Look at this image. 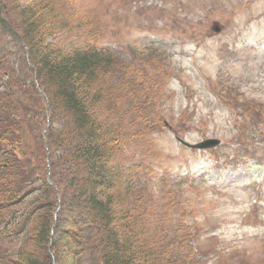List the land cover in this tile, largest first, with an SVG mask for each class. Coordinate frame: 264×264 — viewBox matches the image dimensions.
Here are the masks:
<instances>
[{
	"label": "trees",
	"instance_id": "1",
	"mask_svg": "<svg viewBox=\"0 0 264 264\" xmlns=\"http://www.w3.org/2000/svg\"><path fill=\"white\" fill-rule=\"evenodd\" d=\"M63 1L2 0L27 48L0 27V264H203L182 188L126 146L164 125L162 71L128 78Z\"/></svg>",
	"mask_w": 264,
	"mask_h": 264
},
{
	"label": "rangeland",
	"instance_id": "2",
	"mask_svg": "<svg viewBox=\"0 0 264 264\" xmlns=\"http://www.w3.org/2000/svg\"><path fill=\"white\" fill-rule=\"evenodd\" d=\"M62 8L71 25L72 9L86 16L128 78L162 71L168 124L132 128L126 146L139 150L143 139L157 175L182 188L203 264H264V0H64ZM176 137L221 144L192 149ZM110 167L113 180L126 174Z\"/></svg>",
	"mask_w": 264,
	"mask_h": 264
},
{
	"label": "water",
	"instance_id": "3",
	"mask_svg": "<svg viewBox=\"0 0 264 264\" xmlns=\"http://www.w3.org/2000/svg\"><path fill=\"white\" fill-rule=\"evenodd\" d=\"M0 7H1V5H0ZM0 24L2 25V27L6 31L10 32L14 37H16L22 43V39H21L20 35L11 26V24L6 20V18L1 15V13H0ZM214 29L216 31H220V27H219V24L217 22L214 23ZM218 143H219L218 139H207L203 142L198 143L196 145V147H210V146L217 145Z\"/></svg>",
	"mask_w": 264,
	"mask_h": 264
}]
</instances>
